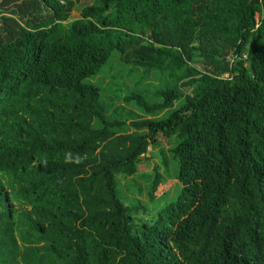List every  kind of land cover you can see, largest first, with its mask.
I'll list each match as a JSON object with an SVG mask.
<instances>
[{"label": "trees", "instance_id": "16d2710c", "mask_svg": "<svg viewBox=\"0 0 264 264\" xmlns=\"http://www.w3.org/2000/svg\"><path fill=\"white\" fill-rule=\"evenodd\" d=\"M74 10L0 0V264H264V0Z\"/></svg>", "mask_w": 264, "mask_h": 264}, {"label": "rangeland", "instance_id": "374dc122", "mask_svg": "<svg viewBox=\"0 0 264 264\" xmlns=\"http://www.w3.org/2000/svg\"><path fill=\"white\" fill-rule=\"evenodd\" d=\"M76 2V10H74L71 13V18H79L81 16V8L87 5H92L95 0H74ZM199 67V66H197ZM200 68V67H199ZM102 77L99 76L98 78L100 79ZM103 78V77H102ZM108 79L105 78V81L102 82L103 87L107 84ZM128 85L131 86L130 84V80L127 81ZM158 82H154V84H157ZM146 157L149 158V160L145 159L144 157L142 158L139 166H138V175L135 176V180L140 183L142 185V187L145 189L147 182L142 180L140 178V176L144 175V174H152V169L157 166L159 171L164 175V177L166 179H168L169 181H171L173 183L172 188H171V194L169 196V198L167 199V201H171L173 199H175V197L178 195L179 192V186L177 184V180L175 177V167L174 165L169 162L168 167H166V165H164L159 157H158V152L157 149L153 148V147H149L148 153L146 155ZM135 184H133V182H131V180H123L121 181V193L124 196H128L131 199H137L142 201L144 204L147 203L148 198H147V194L146 192H144L143 195H139L137 193V190L134 186ZM122 196V195H121Z\"/></svg>", "mask_w": 264, "mask_h": 264}]
</instances>
